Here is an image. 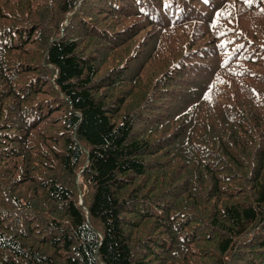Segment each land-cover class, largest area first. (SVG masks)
<instances>
[{
    "label": "trees",
    "instance_id": "obj_1",
    "mask_svg": "<svg viewBox=\"0 0 264 264\" xmlns=\"http://www.w3.org/2000/svg\"><path fill=\"white\" fill-rule=\"evenodd\" d=\"M0 264H264V0H0Z\"/></svg>",
    "mask_w": 264,
    "mask_h": 264
}]
</instances>
